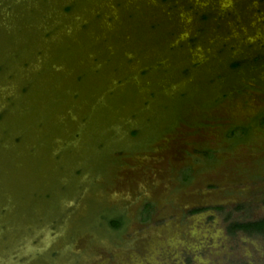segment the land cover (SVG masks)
Returning a JSON list of instances; mask_svg holds the SVG:
<instances>
[{"label":"rangeland","instance_id":"374dc122","mask_svg":"<svg viewBox=\"0 0 264 264\" xmlns=\"http://www.w3.org/2000/svg\"><path fill=\"white\" fill-rule=\"evenodd\" d=\"M61 1H69L74 12L63 13V8L69 5L66 2L58 14L56 3ZM134 1L150 3L153 8L154 20L144 25L140 23L143 19L136 20L132 28L135 32L156 36L158 42L153 56L135 53L134 66L128 60L130 57L125 59L124 63L131 64L130 67L118 71L119 78H112L115 85H110L109 91L99 92L101 97L97 102L89 104L84 86L77 83L79 93L75 99L71 95L73 102H69L73 121L60 112L68 108L66 91L49 88L54 100L43 122L35 126L40 130L39 135L29 141L22 133L20 143L17 136L8 141L9 145L16 146L11 150L13 158L4 166L10 170L11 177L15 176L16 188L8 192L15 197L17 210V215L8 219L12 226L20 221L26 224L15 247L21 246L22 251L26 248L30 256L17 261L11 257L8 261L19 264H264L261 237L241 232L230 235L225 229L229 222L264 216V63L247 61V69L241 73L222 68L226 60L236 56L264 52V0ZM85 2L52 0L55 16H82ZM116 6L112 5L120 7ZM113 11L110 9V13L94 18L104 25L111 24L118 16ZM202 12L208 15L204 22L198 19ZM30 18L35 22L31 14L27 17L28 23ZM38 23L46 29L54 27L48 20ZM151 25L157 28L149 29ZM2 26L0 23V30ZM24 33V38L31 36L28 28ZM46 35L42 33L41 38L45 39ZM5 39L4 34L0 35V48ZM123 51L129 55L128 48ZM39 56L38 51H33L34 59ZM62 59L65 71H50L48 64L47 69L41 67L40 74L45 77L51 73L56 82L66 83L71 62ZM14 61H8L7 66ZM97 62L93 59L91 66ZM155 63H159L158 67ZM210 63L213 68L209 67ZM8 67H3L0 77L3 73L14 75ZM24 67L20 63L19 68ZM147 67L149 72L139 77L140 69ZM157 70L177 71L175 83H179V89L185 85L190 92L175 108L174 117L165 120L164 127L151 125L148 130L143 119L159 108L148 95L168 84L161 80L164 75ZM7 74L3 77L9 82ZM25 79L28 94L40 87L41 94H47L48 90L35 77ZM108 82L102 78L93 81V86L101 87ZM168 86L173 92L170 90L169 98L165 96L166 104L176 94L175 87ZM17 94L26 93L19 89ZM222 94L226 96L222 98ZM145 101L148 104L142 107ZM3 103L12 107L7 99ZM4 111L9 114V108ZM132 127L141 129L135 137L127 132ZM232 130L234 135H229ZM17 166L19 169L15 172ZM146 203L150 207L149 216L141 221ZM193 208L203 211L190 215L188 211ZM112 209L123 215L124 231L111 230L107 220L99 216L111 214ZM7 229L8 225L6 230L5 226L0 227V241L8 242ZM65 233L59 241V236ZM47 238L53 240L51 248L54 249L39 252Z\"/></svg>","mask_w":264,"mask_h":264},{"label":"water","instance_id":"95a60500","mask_svg":"<svg viewBox=\"0 0 264 264\" xmlns=\"http://www.w3.org/2000/svg\"><path fill=\"white\" fill-rule=\"evenodd\" d=\"M16 1L17 2L13 0H0V23L3 24L0 35L4 34L6 37L0 48L1 70H3L4 66L5 68L8 67L7 65L11 59L15 60L14 63L8 67V71L13 72L14 75L10 77L9 74L3 73L2 77H0V111L2 112L0 121V140L2 142L0 144V227L5 226L6 230L8 225L6 231L8 234H5L8 238V242L0 241V264H19L17 262L14 263V261L9 262L8 260L11 257L16 261L23 258H30V256H27L28 252L26 248L22 251L21 246L15 247L19 242L20 233L25 229L24 227L26 224H22L23 221H20V224L16 223V225L12 226L11 219H8V217L12 218L17 215L15 197L8 192V190L11 191L10 188H16L13 182L15 176L11 177L10 170L4 166L7 160L13 158L14 155H12L11 150L16 147L9 145V139L13 136H20L23 133L26 137L28 136L30 141L36 138V135H39L40 130L35 126L43 122V116H47V112L51 111L48 106H50L51 102L54 100L49 93V88H54L56 90L64 89V91H66L68 108L60 112H63L61 115L68 116L73 121L74 118L72 117L74 116L70 112L72 109H69L72 105L69 102H73L70 96L72 94L78 95L79 93V86L77 85L79 82L76 83L74 78L78 76L82 77L80 83L84 86V95L89 99V104L92 103L91 101L97 102L101 97L99 92H103L104 90L109 91L111 89L110 85H115L112 82V78H119L117 73L119 74L118 71L121 68H126L125 66L130 67L132 63L133 66L135 65L134 62H136V58L132 59L135 53L142 52L139 55L151 57L156 52L155 44L158 42L156 36L148 32H135V28L132 30L133 26H136L133 23L136 20L140 22V19H143V21L140 22L143 25L154 20L151 13L153 8L150 3L137 4L134 0H86L87 2L82 4L84 5L85 11H81V13L83 12L81 14L82 16H77L76 20L74 15L68 18L56 17L52 0H45L47 1L46 3L43 0ZM61 2L62 3H56L58 5L56 9L58 14H60L58 9L63 3L69 1ZM113 4H119L120 7L113 8ZM103 5L106 6L105 9L102 8ZM149 5L151 7L150 10L148 7ZM50 9H53L51 13H49ZM110 9H112V11L113 9H117L113 12L118 15L117 19L114 17L115 19L111 20V24L104 25L101 21L94 18L95 15L101 17V14H105L106 12L110 13ZM84 13L87 15L86 18L84 17ZM31 14L35 16L36 20L32 22L31 20L34 19L30 18L28 23L27 17ZM130 15L132 16L131 20L128 19ZM124 16L127 18H124ZM119 17L123 18L121 19ZM2 18L4 19L2 20ZM42 20L43 22L46 20L52 22L54 27L52 29H46L43 26H38L40 25L38 22H42ZM135 23L137 24V22ZM80 25H84L85 28L80 29ZM25 28H28V32L31 35L26 38H24ZM34 30L37 31L34 33ZM44 32L48 34L45 39L41 38V34ZM12 33L14 36L11 38ZM126 48H128L130 56L124 54L123 50ZM33 51H38L40 56L34 59ZM120 57H122L121 61L118 60ZM128 57H130L128 60L131 64L124 63V60ZM62 58L66 59L68 63L69 61L71 62V64H69V69H67L68 76L66 83H64V81L56 82L51 73L45 77L40 74L41 67L46 68L48 64L51 65L50 71L52 70L57 73L65 71L66 69H63ZM93 59L98 62L96 65L91 66V61ZM5 61L7 62L5 63ZM20 63H24L25 67L20 69ZM137 68L136 66L135 69H131L135 72ZM112 71H114V73ZM82 72L84 75L81 74ZM5 74L10 77L9 82L4 79L3 75ZM28 77H35L37 82L46 88L44 90H48L47 94H41V87L37 88L35 92L31 91L32 93L30 94H28L30 90L28 93L26 91V94L23 96L17 94L18 90L25 84V78L28 79ZM102 78L104 82L106 80L109 82L102 83L101 87L93 86V81ZM4 99L9 100V102L12 103V107H8L3 103ZM6 108H9V114H6L4 111ZM30 144L27 145V150L30 148ZM17 155L19 154L17 153ZM17 169H19L18 166L15 167L14 171L16 172ZM65 197L68 199L70 196L67 194ZM7 212H10V214H6ZM65 235L66 233L62 234V236L60 235L59 241L62 240V237H65ZM56 240L57 239H55V241ZM52 242L53 240L47 238L46 242L40 245L43 249H39V252H48V249H54L53 247L51 248ZM47 246L49 247L47 248ZM34 254H32L31 257Z\"/></svg>","mask_w":264,"mask_h":264},{"label":"trees","instance_id":"16d2710c","mask_svg":"<svg viewBox=\"0 0 264 264\" xmlns=\"http://www.w3.org/2000/svg\"><path fill=\"white\" fill-rule=\"evenodd\" d=\"M164 1H167V0H164ZM119 6V4L117 5V7ZM74 9V6L72 4L66 6L63 8V13H67L69 11H73ZM208 15L204 12L201 13V15L199 16V20L200 21H205L207 19ZM128 19H132V16L130 15L128 17ZM85 28V26H83V29ZM157 28V25H151L149 27V29H153L155 30ZM203 28L201 29H198V32L197 33H200L202 31ZM47 36V35H46ZM190 41H193L192 39H190ZM251 60V63H258L259 64H263L264 63V52H260V51H256L255 53L251 54L250 56L248 57H243V56H236L235 58H232L231 60H226V62H224L225 64L222 66V68L224 67L223 70H232L235 72H242L243 70L245 71L247 68L246 65L247 64V61H250ZM143 65V64H140V66ZM159 63H155V66L158 67ZM212 63H210L209 67L210 68H213L214 66L212 65ZM151 68V67H150ZM219 68L216 66V69ZM240 68H242V70H239ZM1 65H0V71H1ZM142 69V68H141ZM140 69V73H139V77H142L143 75H145L147 72H149V67H147L146 69ZM237 70V71H236ZM255 70V68H254ZM151 71H154V69H151ZM159 71V74L161 75H164L161 80L167 82L169 85H172L175 87L174 91H176V94H173V97L170 98V104H166L165 102V99L166 97H168V95L170 94V87L167 85H165V87H162L160 89H157V91L154 92H150L148 97L150 98V100H154L155 103H157V107H159L158 109H156V111L154 110V112H152L151 114L148 113V116L146 118H144L143 120L145 122H143V124L146 126V128L149 129V127H151V125H153V127H157V126H160L162 127L163 126V123H165V120L168 121V119H171L173 118V112L175 110L176 107H178L179 105L182 104L183 101L186 100V98L188 97V93L190 91H188V89H186L185 85H182L183 88L179 89V83H175V77L176 75V72L174 71H170L171 73L168 72V70H166V72H164L163 70H157ZM243 71V72H244ZM156 72V70H155ZM228 76V75H226ZM229 78V77H228ZM80 79H81V76H78V78H76L75 82H80ZM171 83V84H170ZM21 91L22 92H25L26 93V90H27V86L26 85H23L21 88ZM178 90V91H177ZM172 91V90H171ZM193 91V89L191 90ZM168 92V94H166ZM173 92V91H172ZM188 92V93H187ZM194 92V91H193ZM167 95V96H166ZM76 94H72V98L75 99L76 98ZM166 96V97H165ZM226 95L225 94H222V98H224ZM169 98V97H168ZM166 98V100L168 99ZM162 103V104H161ZM165 103V104H163ZM148 104V102H144V104H142V107H145L146 105ZM160 104V105H159ZM158 110V111H157ZM0 118H2V116L0 115ZM39 126V125H38ZM164 127V126H163ZM139 129L138 127H132V128H129L127 132H129V136L130 137H135L139 134ZM151 133V132H150ZM235 131L232 130L230 132L229 135H234ZM17 139V143L19 142L20 143V136H17L16 137ZM19 140V141H18ZM101 148V145H98L97 146V149H100ZM116 149V148H115ZM120 152H121V149H119ZM123 151V150H122ZM79 171V170H78ZM45 198H48V195L44 194ZM44 198V199H45ZM149 204L146 203L145 206L143 207L142 209V212H141V215H142V218H141V221H145L148 219V210H149ZM113 210V211H112ZM111 210V214L107 213L106 215L104 214H101L99 216H101L102 218H104L105 220H107V223H108V226L111 230H120L122 229L121 231H124L123 229V225H122V221L124 220V217L121 213H118V212H115L114 209ZM216 210H220L219 208H216ZM203 211L202 208H194L192 210H190L188 213L189 214H194V213H197V212H201ZM226 232L230 235H233L235 234L236 232H241L243 233L244 235H247V236H258V237H261L263 240H264V216L259 218V219H256V220H251V221H244V222H229L227 225H226ZM54 251L52 253V256H54Z\"/></svg>","mask_w":264,"mask_h":264},{"label":"flooded vegetation","instance_id":"af4514ba","mask_svg":"<svg viewBox=\"0 0 264 264\" xmlns=\"http://www.w3.org/2000/svg\"><path fill=\"white\" fill-rule=\"evenodd\" d=\"M193 209H194V208H193ZM191 210H192V209H191ZM189 211H190V210H189ZM189 211H188V212H189ZM197 213H200V212H197ZM197 213H194V214H197ZM194 214H190V215H194Z\"/></svg>","mask_w":264,"mask_h":264}]
</instances>
